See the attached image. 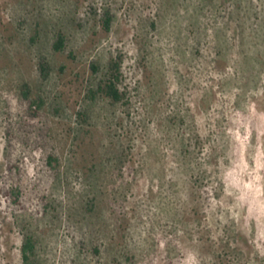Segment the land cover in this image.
Instances as JSON below:
<instances>
[{"label": "rangeland", "instance_id": "obj_1", "mask_svg": "<svg viewBox=\"0 0 264 264\" xmlns=\"http://www.w3.org/2000/svg\"><path fill=\"white\" fill-rule=\"evenodd\" d=\"M111 263L264 264V0H0V264Z\"/></svg>", "mask_w": 264, "mask_h": 264}, {"label": "trees", "instance_id": "obj_2", "mask_svg": "<svg viewBox=\"0 0 264 264\" xmlns=\"http://www.w3.org/2000/svg\"><path fill=\"white\" fill-rule=\"evenodd\" d=\"M102 23L104 29L108 31L110 26V17L108 14H105ZM64 45H65V36L62 33H57L56 39L53 43V50L55 52H62L64 49ZM92 68L95 69L94 66H92ZM119 80H120V63L116 59L111 60L108 66L107 76L98 84L96 92L91 91L92 98H94V96L96 95H101L105 98H108L112 102L121 101L123 95L118 89ZM23 95L25 99L28 101L30 108L33 107L35 110H38L42 107L43 105L42 99L29 98L26 92L23 93ZM53 161L54 162L56 161L55 158L48 156L47 162L49 166H51V163ZM15 192L17 193V190ZM32 249H33L32 241L30 238H27L22 248L24 261L26 262L28 261L29 259L28 253H31Z\"/></svg>", "mask_w": 264, "mask_h": 264}]
</instances>
